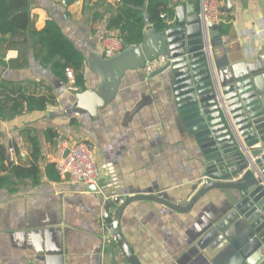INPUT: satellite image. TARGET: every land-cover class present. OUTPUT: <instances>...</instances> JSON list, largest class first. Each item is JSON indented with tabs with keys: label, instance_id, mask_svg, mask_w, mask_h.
<instances>
[{
	"label": "crops",
	"instance_id": "obj_1",
	"mask_svg": "<svg viewBox=\"0 0 264 264\" xmlns=\"http://www.w3.org/2000/svg\"><path fill=\"white\" fill-rule=\"evenodd\" d=\"M169 1L172 27L181 4L198 10L197 0ZM118 4V0H28L29 21L40 31L51 20L82 55L90 49L103 57L106 22ZM218 39L221 43L210 48L213 64L227 76L236 72L257 78L264 88V0H222ZM35 55L28 32L0 35V85L19 88L26 97H49L44 111L0 118V144L13 149L15 165L29 166L36 144L40 170L37 185L27 179L15 191L0 190V264H57L58 257L63 264H96L108 234L100 197L158 190L181 201L199 179L198 148L180 121L167 84L169 71L146 65L144 70L126 72L113 101L92 121L87 114L64 116L72 107V90ZM83 79L81 89L74 87L79 92L92 91L98 81L85 58ZM65 142L92 145L98 169L95 185H71L48 177L46 166ZM94 186L96 193L91 190ZM225 203L223 194L214 191L189 213L180 214L154 202L137 201L125 208L121 233L140 264H187L189 253L188 258L200 253L197 243L209 244L210 254L222 257L227 251L224 243L210 242L204 226L220 221ZM116 209L109 210L112 219ZM116 253L120 264H126L118 248Z\"/></svg>",
	"mask_w": 264,
	"mask_h": 264
},
{
	"label": "water",
	"instance_id": "obj_2",
	"mask_svg": "<svg viewBox=\"0 0 264 264\" xmlns=\"http://www.w3.org/2000/svg\"><path fill=\"white\" fill-rule=\"evenodd\" d=\"M175 17L176 24L161 32L147 26L140 45L125 47L112 58L104 59L90 49L83 51L86 66L98 81L92 91L70 92L72 107L64 116L87 114L97 120L99 112L115 98L126 72L144 70L147 64L165 57L166 64L157 71H169L167 84L180 121L198 148L200 167L198 181L181 201L158 190L113 199L100 197L102 219L109 232L103 236L96 264H120L116 248L126 264H140L120 229L121 216L131 203L154 202L186 214L214 191L223 194L224 213L213 227L205 223L204 228L210 232V242L224 243L227 251L216 257L210 254L209 244L203 247L197 243L200 253L192 258H188L190 253L184 255L187 264H264V88L257 78L236 72L227 76L213 64L193 7L181 4ZM208 29L213 48L221 43L218 26L209 23ZM91 190L97 191L95 186ZM113 206H117L114 219L109 213ZM55 260L63 264L61 257Z\"/></svg>",
	"mask_w": 264,
	"mask_h": 264
},
{
	"label": "trees",
	"instance_id": "obj_3",
	"mask_svg": "<svg viewBox=\"0 0 264 264\" xmlns=\"http://www.w3.org/2000/svg\"><path fill=\"white\" fill-rule=\"evenodd\" d=\"M169 5V0H120L110 12L104 38L115 36L123 49L140 45L147 26L155 32L168 27L160 16L165 15L170 20L173 18L174 13ZM92 21L95 23V19ZM218 26L221 28V23ZM27 32L40 63L49 65L51 72L65 81V70L71 69L75 77V88L81 89L84 84L83 55L73 47L60 28L48 20L42 30L36 31L29 21L28 0H0V35L15 36ZM21 93L19 88L8 89L0 85V118L14 117L24 111H44L49 103V97H26ZM52 137H55L54 133ZM32 154L29 166L15 165L9 157L8 149L0 144V190L15 191L27 179H31L33 185L39 183V149L36 144ZM51 170L55 176H51ZM46 172L51 180L60 179L53 163L46 166Z\"/></svg>",
	"mask_w": 264,
	"mask_h": 264
},
{
	"label": "built area",
	"instance_id": "obj_4",
	"mask_svg": "<svg viewBox=\"0 0 264 264\" xmlns=\"http://www.w3.org/2000/svg\"><path fill=\"white\" fill-rule=\"evenodd\" d=\"M197 4V14L202 28V41L206 50V48L210 49L208 24L211 23L218 26L221 23L222 0H197ZM169 7L173 10L171 5ZM160 19L164 20L168 27L171 26L172 19H167L165 15H161ZM102 44V55L106 59L113 57L123 50L120 41L115 36L103 38ZM166 62L165 57H160L147 65L153 68H161ZM65 77L68 88L76 90L74 88L75 77L71 69L65 70ZM8 154L12 160V148L8 149ZM53 164L59 177L71 185H95L98 179V169L94 159L93 147L88 142L63 143L53 158ZM103 228L108 231L105 226Z\"/></svg>",
	"mask_w": 264,
	"mask_h": 264
},
{
	"label": "bare ground",
	"instance_id": "obj_5",
	"mask_svg": "<svg viewBox=\"0 0 264 264\" xmlns=\"http://www.w3.org/2000/svg\"><path fill=\"white\" fill-rule=\"evenodd\" d=\"M200 20V19H199ZM200 31H201V38H202V28H201V23H200ZM210 39V37H209ZM207 52H210V55H211V49L209 48H206ZM213 76H214V73H213Z\"/></svg>",
	"mask_w": 264,
	"mask_h": 264
}]
</instances>
